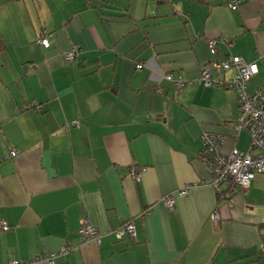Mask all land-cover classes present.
<instances>
[{"label":"crops","instance_id":"obj_1","mask_svg":"<svg viewBox=\"0 0 264 264\" xmlns=\"http://www.w3.org/2000/svg\"><path fill=\"white\" fill-rule=\"evenodd\" d=\"M230 1L0 0V264L65 246L53 264H264V173L216 190L196 159L203 131L225 153L250 142L235 91L203 85V67L227 81L212 60L256 62L264 94V0ZM146 209L133 237L111 233ZM83 215L99 244L80 240Z\"/></svg>","mask_w":264,"mask_h":264},{"label":"built area","instance_id":"obj_2","mask_svg":"<svg viewBox=\"0 0 264 264\" xmlns=\"http://www.w3.org/2000/svg\"><path fill=\"white\" fill-rule=\"evenodd\" d=\"M247 0H231L227 6L230 10H237L240 3ZM220 41L225 39L220 38ZM37 44L42 47H48L49 42L44 38L37 39ZM216 40L209 41V50L213 56L217 54L215 48ZM77 52L76 47H71L64 55L65 60L72 61ZM137 68L142 67V63L136 65ZM211 68L219 74L232 72L233 77L227 81L221 80L218 76L213 77L211 69L203 67L200 71L199 82L205 86H217L233 89L236 94L238 103V118L234 124L235 131H245L249 135V149L246 152L240 151L232 147L228 152L223 151L226 142V135L210 131L201 133L202 148L197 154L196 159L211 170V179L208 184L214 189L222 184H228L241 189L249 187L251 180L257 174L264 173V94L258 90L250 89V82L258 73V65L256 62H246L239 56H229L222 60H212ZM165 79L171 80L170 74H163ZM29 107L40 109L38 103H31ZM79 126L78 121H71L65 125ZM11 156H16L17 151L10 150ZM130 175L133 180H139V171L136 166L130 167ZM189 186L183 187L180 195L187 194ZM165 207L172 210L174 207V198L172 195L165 197L162 200ZM149 209L144 210L139 215L132 217L119 226L111 229V233L117 239H123L127 236L135 235V224L138 219ZM209 219L216 222L220 219L218 209L215 208L209 215ZM0 229L6 231L9 226L4 220H0ZM79 238L82 242L100 243V235L98 230L90 223L89 219L83 215L80 219L78 229ZM261 250L264 251V244ZM70 251L68 246L63 247L59 251L47 253L37 256L32 260H12L7 264H35L39 261H44L47 264H53L55 259L65 255Z\"/></svg>","mask_w":264,"mask_h":264},{"label":"trees","instance_id":"obj_3","mask_svg":"<svg viewBox=\"0 0 264 264\" xmlns=\"http://www.w3.org/2000/svg\"><path fill=\"white\" fill-rule=\"evenodd\" d=\"M65 59V58H64ZM39 105V104H38Z\"/></svg>","mask_w":264,"mask_h":264}]
</instances>
